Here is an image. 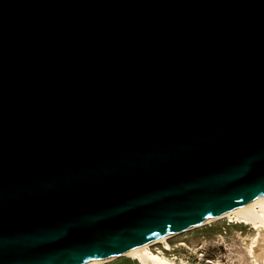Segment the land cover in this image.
Here are the masks:
<instances>
[{
    "label": "water",
    "instance_id": "water-1",
    "mask_svg": "<svg viewBox=\"0 0 264 264\" xmlns=\"http://www.w3.org/2000/svg\"><path fill=\"white\" fill-rule=\"evenodd\" d=\"M264 193V0H0V264L117 255Z\"/></svg>",
    "mask_w": 264,
    "mask_h": 264
},
{
    "label": "rangeland",
    "instance_id": "rangeland-1",
    "mask_svg": "<svg viewBox=\"0 0 264 264\" xmlns=\"http://www.w3.org/2000/svg\"><path fill=\"white\" fill-rule=\"evenodd\" d=\"M251 225L237 223L232 217H222L169 236L149 247L176 264H254L249 255L248 240L252 239L255 232ZM118 259L126 264H140L138 259L127 255L100 264H111Z\"/></svg>",
    "mask_w": 264,
    "mask_h": 264
},
{
    "label": "bare ground",
    "instance_id": "bare-ground-1",
    "mask_svg": "<svg viewBox=\"0 0 264 264\" xmlns=\"http://www.w3.org/2000/svg\"><path fill=\"white\" fill-rule=\"evenodd\" d=\"M225 217H232L234 220H237V223H250L251 226L255 229L253 237L249 242V255L251 256L254 264H264V193L260 194L240 205H237L233 208L225 210L215 215H212L206 219H203L199 222L191 224L184 229L173 233H166L161 236H158L150 241L142 243L140 245L129 248L117 255L102 258L84 261L78 264H100L106 261H109L120 255L132 256L133 258L138 259L140 264H176L173 263L170 258L166 257L161 252L152 251L150 245L155 243L162 242L167 237L174 234L189 230L191 228H196L197 226L209 223L213 220L220 219ZM166 243V242H165ZM168 247V244L166 245ZM206 261H211L207 259ZM214 262V261H213Z\"/></svg>",
    "mask_w": 264,
    "mask_h": 264
},
{
    "label": "crops",
    "instance_id": "crops-1",
    "mask_svg": "<svg viewBox=\"0 0 264 264\" xmlns=\"http://www.w3.org/2000/svg\"><path fill=\"white\" fill-rule=\"evenodd\" d=\"M118 263H121V264H126L125 262H119V259L118 260H114V262L113 263H111V264H118Z\"/></svg>",
    "mask_w": 264,
    "mask_h": 264
}]
</instances>
